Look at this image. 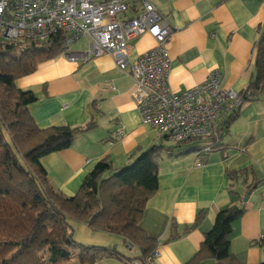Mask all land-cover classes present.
<instances>
[{"label": "crops", "instance_id": "0c3cea01", "mask_svg": "<svg viewBox=\"0 0 264 264\" xmlns=\"http://www.w3.org/2000/svg\"><path fill=\"white\" fill-rule=\"evenodd\" d=\"M150 1L173 27L167 42L172 90L184 91L203 82L213 69L220 70L223 87L238 93L247 87L264 25V0ZM76 43L75 52L88 47L87 41L86 46ZM155 45L149 33L130 39V59H138ZM133 83L132 76L121 71L109 54L88 61H72L61 54L17 80L20 89L32 90L38 98L29 109L40 127L97 123L79 134L70 147L42 158L56 189L74 195L100 160L108 159L118 169L154 145L174 144L143 122L132 97ZM119 130L123 134L118 137ZM188 147L192 145L180 149ZM202 157L196 152L161 154L159 188L148 200L141 221L158 240L156 264L190 261L218 212L235 204L246 210L233 224L231 252L241 264L264 263V248L256 244L264 231V94L240 107L224 126L219 146L199 164ZM201 211V222L185 233ZM173 223L180 236L170 240ZM132 248L137 253L131 256L140 253Z\"/></svg>", "mask_w": 264, "mask_h": 264}, {"label": "trees", "instance_id": "16d2710c", "mask_svg": "<svg viewBox=\"0 0 264 264\" xmlns=\"http://www.w3.org/2000/svg\"><path fill=\"white\" fill-rule=\"evenodd\" d=\"M62 43L63 34L59 33L43 42L25 41L24 49L9 46L0 50V264H97L111 258L146 261L157 250L158 240L141 221L148 200L159 188L161 154L196 152L202 156L208 141L185 149L180 148L195 140L154 145L118 169L102 159L74 195L56 189L42 158L70 147L79 134L97 123L40 127L29 109L37 96L32 90L20 89L16 82L35 72L41 62L61 55ZM263 94L264 25L256 42L254 73L240 93L242 105L260 100ZM239 109L224 119L221 132ZM245 210L237 204L221 209L200 249L185 264H241L231 252L230 237L234 222ZM203 216L201 211L194 223L185 227V233L196 228ZM72 220L92 230L120 235L140 253L127 256L113 246L79 242L74 238ZM179 236L173 223L170 240Z\"/></svg>", "mask_w": 264, "mask_h": 264}, {"label": "built area", "instance_id": "2783aa9c", "mask_svg": "<svg viewBox=\"0 0 264 264\" xmlns=\"http://www.w3.org/2000/svg\"><path fill=\"white\" fill-rule=\"evenodd\" d=\"M59 33L62 54L72 61L113 56L118 68L133 78L132 97L143 122L166 140H207L199 164L220 142L224 119L242 105L240 93L222 86L219 69L189 89H171L167 42L173 27L150 0H0V50L24 49L25 41L43 42ZM146 33L156 45L132 61L128 41ZM81 39L87 41V49L73 51ZM122 134L119 130L116 136ZM256 244L264 248V231ZM158 255L155 250L146 261L133 258L125 263L156 264Z\"/></svg>", "mask_w": 264, "mask_h": 264}, {"label": "rangeland", "instance_id": "374dc122", "mask_svg": "<svg viewBox=\"0 0 264 264\" xmlns=\"http://www.w3.org/2000/svg\"><path fill=\"white\" fill-rule=\"evenodd\" d=\"M76 45L86 46V41L81 40ZM203 142L202 140H195L186 142L188 145H197ZM72 226L74 228V238L84 244H97V245H106L113 246L117 248L120 252L127 256H131L137 253L136 249H131L128 244L123 240L120 235L109 233L102 230H92L85 223L72 220ZM76 261V259H74ZM97 264H126L125 261L111 258L99 262Z\"/></svg>", "mask_w": 264, "mask_h": 264}, {"label": "water", "instance_id": "95a60500", "mask_svg": "<svg viewBox=\"0 0 264 264\" xmlns=\"http://www.w3.org/2000/svg\"><path fill=\"white\" fill-rule=\"evenodd\" d=\"M249 196H246V200H248Z\"/></svg>", "mask_w": 264, "mask_h": 264}]
</instances>
